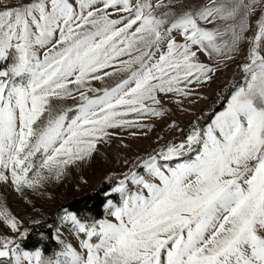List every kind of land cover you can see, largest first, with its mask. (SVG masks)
I'll return each instance as SVG.
<instances>
[{"label":"snow or ice","instance_id":"snow-or-ice-1","mask_svg":"<svg viewBox=\"0 0 264 264\" xmlns=\"http://www.w3.org/2000/svg\"><path fill=\"white\" fill-rule=\"evenodd\" d=\"M97 158L100 211L35 207ZM0 264H264V0H0Z\"/></svg>","mask_w":264,"mask_h":264},{"label":"rangeland","instance_id":"rangeland-1","mask_svg":"<svg viewBox=\"0 0 264 264\" xmlns=\"http://www.w3.org/2000/svg\"><path fill=\"white\" fill-rule=\"evenodd\" d=\"M218 87V82H214L211 85H207L198 91H201L203 95L208 97V100H196L195 97H192L193 103L185 102V108H192V113H181L178 109L175 108L174 105L170 104L169 106L173 108L175 113L174 118L177 119L182 126H186L187 123L194 118L195 115L199 114V111L205 108L208 103L212 100L215 95V91ZM163 128L160 125L157 129H154L149 133L148 137H139L136 139L129 138L125 133L121 138L125 140V143H128L132 146L131 149H124L121 145H119L118 140H114L111 148L107 149V153L109 157H113L116 152H122L127 155H133V150H144L151 146H155V138L157 133H160L164 136L165 140H169L173 137V135H179V133H174L166 128ZM120 165L112 163L105 164L102 162L100 158L93 160L90 167L85 168L82 172L74 171L64 183H62L58 188H54L53 192L55 193L54 200H48L45 198H30L35 200V207L39 208L43 213L47 216H51L58 205H63L65 202L73 198L74 196H79L87 191L92 190L95 185L103 178L105 172L109 169L119 170ZM81 177L87 181V183H83L81 181ZM77 185L79 187L77 188ZM8 203L12 210L16 212L18 215H24L26 213H31V206L26 204L24 201L19 199L16 193L11 190H7L6 193Z\"/></svg>","mask_w":264,"mask_h":264},{"label":"trees","instance_id":"trees-1","mask_svg":"<svg viewBox=\"0 0 264 264\" xmlns=\"http://www.w3.org/2000/svg\"><path fill=\"white\" fill-rule=\"evenodd\" d=\"M102 179L95 185V187L79 196H74L63 205L69 206L72 210L84 209L87 206H92L94 211H100L97 207L100 201V196L98 192L95 191L98 185L101 183ZM50 222V221H49Z\"/></svg>","mask_w":264,"mask_h":264}]
</instances>
